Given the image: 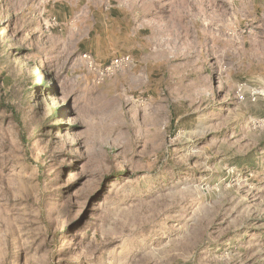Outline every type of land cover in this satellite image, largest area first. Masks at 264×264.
I'll return each mask as SVG.
<instances>
[{
	"label": "rangeland",
	"instance_id": "rangeland-1",
	"mask_svg": "<svg viewBox=\"0 0 264 264\" xmlns=\"http://www.w3.org/2000/svg\"><path fill=\"white\" fill-rule=\"evenodd\" d=\"M0 264H264V0H0Z\"/></svg>",
	"mask_w": 264,
	"mask_h": 264
},
{
	"label": "built area",
	"instance_id": "built-area-1",
	"mask_svg": "<svg viewBox=\"0 0 264 264\" xmlns=\"http://www.w3.org/2000/svg\"><path fill=\"white\" fill-rule=\"evenodd\" d=\"M117 61H118V60L115 59V62H117ZM113 62H114V61H112V63H113Z\"/></svg>",
	"mask_w": 264,
	"mask_h": 264
},
{
	"label": "trees",
	"instance_id": "trees-1",
	"mask_svg": "<svg viewBox=\"0 0 264 264\" xmlns=\"http://www.w3.org/2000/svg\"><path fill=\"white\" fill-rule=\"evenodd\" d=\"M56 112H57V110L54 113H56Z\"/></svg>",
	"mask_w": 264,
	"mask_h": 264
}]
</instances>
